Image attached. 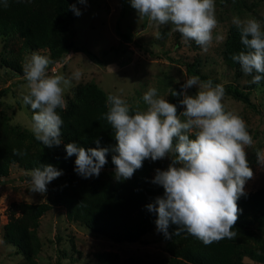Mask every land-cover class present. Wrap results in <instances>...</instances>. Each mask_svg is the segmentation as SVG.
<instances>
[{
    "label": "clouds",
    "instance_id": "obj_1",
    "mask_svg": "<svg viewBox=\"0 0 264 264\" xmlns=\"http://www.w3.org/2000/svg\"><path fill=\"white\" fill-rule=\"evenodd\" d=\"M85 3V0H78ZM130 6L139 19L147 18L158 28L172 25L171 31L181 35L184 44L195 42L207 52L213 42V31L218 26L215 0H130ZM8 7V0H3ZM70 10L81 12L75 5ZM233 25L239 30L244 50L232 55L243 74L251 76V83L264 80V31L255 18L241 20L233 17ZM159 36V33H158ZM217 41L223 39L216 36ZM53 61L32 52L23 64V79L27 93L22 101L31 109L30 130L44 147H59L61 127L64 124L57 109H66L65 90L72 80H79L81 72L70 78L48 75ZM193 86L194 96L187 90ZM182 97L179 105L183 111L177 114V105L157 95L156 88H149L142 97L145 111L130 115V105L117 95L106 99L107 112L102 116L114 130L115 153L111 157L114 179H130L142 167L145 160L153 162L170 158L166 170H155L151 183L163 188V196L148 204L154 212L158 232L169 238L168 227L176 225L175 235L186 232L205 246L222 239H233L232 231L238 219L237 201L244 195V185L253 176L248 166L245 149L253 143L245 121L238 115L226 112L222 100L223 85L213 86L211 80L200 81L192 76L181 86V91L169 89ZM183 117V120L181 119ZM194 136V139H190ZM99 145V141L96 142ZM66 158L75 156L74 172L83 179L98 177L108 162V148L79 147L75 143L64 146ZM13 155L25 152L13 149ZM258 159L262 162L261 157ZM63 175L52 165H40L30 171V191L43 195L47 185Z\"/></svg>",
    "mask_w": 264,
    "mask_h": 264
},
{
    "label": "rangeland",
    "instance_id": "obj_2",
    "mask_svg": "<svg viewBox=\"0 0 264 264\" xmlns=\"http://www.w3.org/2000/svg\"><path fill=\"white\" fill-rule=\"evenodd\" d=\"M79 11L81 15L75 16L68 27L69 40L75 47L88 49L97 59L80 50L70 51L48 67V75L60 74L65 78H70L77 70L81 72V78L72 80L71 87L65 90V100L73 97L72 89L76 85L92 83L106 99L109 94L117 95L140 111L147 108L142 97L149 88H156L159 97L174 104L177 96L169 89L176 91L180 87L181 91L184 82L195 75H187L183 65L167 58L193 63L197 72L215 81L213 86L220 84L225 89L226 85H231L248 94L251 106L235 100L225 89L222 104L226 112L245 121L253 139L252 145L245 149L253 176L246 181L244 192L264 185V87L251 83L252 77L243 74L240 66L232 68L225 64L222 57L223 44L229 26L233 25V17L241 20L255 18L264 28V0H215L218 26L213 31L214 39L207 52L195 42L184 44L181 35L171 31V24L158 28L147 18L139 19L130 6V0H85V3H79ZM218 35L223 39L217 41L215 37ZM32 52L48 57L47 49L31 51L22 48L16 35L0 37V115L7 118L8 124L30 132L31 115L22 101L27 93L26 81L23 75L4 67L2 62L16 61L23 70V64ZM197 91V87L193 86L187 94L194 96ZM181 98L179 96V100ZM182 111L179 105L177 114ZM145 161L151 163L152 173L156 169L166 170L171 163L167 157L155 162ZM74 175L77 181L86 183L114 179V165L102 168L98 177L83 179L76 173ZM30 188L29 172L16 164H11L7 176L0 178V264H26L14 247L1 240L2 226L7 220L6 209L12 201L44 206L36 230L39 250L34 256V264H94V253L108 250L117 252L121 260L129 255L144 258L167 255L165 242L158 239L155 225L141 237L142 243H115L70 221L65 209L51 201L48 190L41 195L31 192ZM243 235L251 249L264 250L262 237L253 235L249 230ZM243 261L260 264L248 257H243Z\"/></svg>",
    "mask_w": 264,
    "mask_h": 264
},
{
    "label": "trees",
    "instance_id": "obj_3",
    "mask_svg": "<svg viewBox=\"0 0 264 264\" xmlns=\"http://www.w3.org/2000/svg\"><path fill=\"white\" fill-rule=\"evenodd\" d=\"M70 5L79 10L78 0H8L7 8L0 0V37L16 35L22 48L27 50L47 49L52 64L59 62L68 52L78 50L96 60L88 49L75 47L69 40L68 27L76 16ZM243 50L239 30L230 25L222 50L225 64L232 68L239 66L231 56ZM167 59L183 65L187 75L198 76L202 81L211 80L215 84L213 79L197 72L193 63ZM2 65L23 75L16 61L6 63L4 60ZM259 84L264 87V80ZM225 89L235 100L252 105L246 92L231 85H226ZM72 91L73 97L66 98L67 108L57 109L64 121L61 127L63 143L59 147H44L32 132L8 124L7 118L0 115V178L7 176L11 164L29 173L40 165H52L62 170L63 175L50 182L47 190L51 201L65 209L70 221L115 243H142L141 237L151 230L157 219L156 214L149 212L146 206L153 203L156 197L163 196V188L151 183L155 173H152L149 161H144L128 180L77 181L74 175L76 157L66 158L64 146L75 143L85 149L108 148V162L103 167L106 168L112 166L111 157L115 153L111 148L115 147L116 141L111 125L102 118L108 110L104 93L92 83L76 85ZM176 92H180V87ZM178 102L179 96L174 100L177 111ZM26 108L32 115L31 109ZM137 110L130 107L129 114H135ZM13 149L26 155H13ZM237 206L240 211L232 229L236 232L233 239L225 238L205 246L186 232L175 235L177 226L170 224L167 230L169 238L158 232V239L165 242L166 256L144 258L129 255L121 260L117 252L108 250L94 253V264H255L243 261V257L264 264V250L251 249L243 235L249 230L264 239V185L244 192ZM43 208L39 203L12 201L6 209L7 220L2 226L1 240L14 247L26 264H34V256L39 250L36 230Z\"/></svg>",
    "mask_w": 264,
    "mask_h": 264
}]
</instances>
